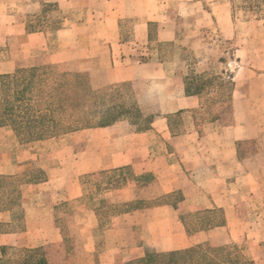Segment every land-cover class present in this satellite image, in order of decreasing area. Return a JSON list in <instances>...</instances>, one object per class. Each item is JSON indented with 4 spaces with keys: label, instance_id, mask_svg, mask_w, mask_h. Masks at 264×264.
<instances>
[{
    "label": "crops",
    "instance_id": "obj_1",
    "mask_svg": "<svg viewBox=\"0 0 264 264\" xmlns=\"http://www.w3.org/2000/svg\"><path fill=\"white\" fill-rule=\"evenodd\" d=\"M100 3L101 7L110 4L108 0ZM126 16L115 17L113 25L76 22L49 33L29 31L26 23L19 26L18 41L27 60L71 65L76 72L103 70L107 83L150 79L158 101L151 106L156 114L143 130L119 121L22 143L9 127H0V264L24 261L27 251L35 249L43 253L46 264H140L150 254L181 252L216 238L224 240L222 232L233 221L231 216L236 220L238 208L249 205V196L264 192L262 152H240L247 142L257 147L264 141V86L255 67L247 71L246 83L257 80L261 89L254 91L252 86L251 97L241 101L236 82L231 123L213 121L211 124L219 125L217 131L204 134L196 118L202 106L201 93H185L184 80L179 81L173 71L162 70L176 59L151 56V20L139 26L133 21L131 28H126ZM84 27L85 36L75 37ZM13 29L11 24L7 27L3 46L12 40ZM45 35L75 38L66 48L49 44L48 52L43 53ZM80 46L84 50H78ZM147 55L150 58L143 57ZM257 59L264 63V57ZM20 67L6 59L0 62V77ZM241 103L244 117L236 112ZM67 137L69 174L61 182L46 162V156L60 152H47L46 147ZM34 172L40 177L30 181L28 175ZM109 174H117V185L105 179ZM17 178L21 183L3 185L4 180ZM173 196L178 197L176 201L170 199ZM110 207L119 211L108 218L111 227L102 228ZM214 212L221 213L219 224H214L213 217L195 219L197 214ZM63 221L69 224L63 226ZM114 232H121L124 242L110 247L108 237Z\"/></svg>",
    "mask_w": 264,
    "mask_h": 264
},
{
    "label": "rangeland",
    "instance_id": "obj_2",
    "mask_svg": "<svg viewBox=\"0 0 264 264\" xmlns=\"http://www.w3.org/2000/svg\"><path fill=\"white\" fill-rule=\"evenodd\" d=\"M108 1L109 5L101 7L100 0H0V62L10 59L24 68L34 65L32 58L27 60V56L21 53L18 34L21 32L19 26L23 23H26L33 31L49 33L55 28H69L76 22L113 25L115 17L127 15L124 21L126 28H131L133 21L139 26L151 20L153 23L149 28L151 56L156 59H176L175 64L168 65L162 70L173 71L179 81L183 79L184 83L188 84L190 91L195 89L201 93L202 106L197 111L196 118L197 125L204 134L209 135L217 131L219 125L231 123L235 113L231 84L233 88L235 83H238V97L241 101L250 96L252 86L254 91L261 89L262 81L264 86V63L257 59L264 57V0ZM56 2L60 4V8L57 7ZM43 5L45 7H42ZM129 15L134 17L130 18ZM10 24L14 26L13 37H10L12 40L10 39L9 45L6 43V46H3L4 41L7 40L6 34L9 32L7 27ZM73 36L70 38L65 35H45V39L41 41L42 44L44 42L47 44L42 46L43 53L48 52L49 44L52 43H57L63 48L70 46L73 38L85 36V27L79 31V34L77 31V35ZM82 47L84 46L77 49L84 50ZM141 47L145 48L143 45ZM253 57L254 63L251 62ZM54 69L57 72L76 73L71 65L59 64L55 65ZM157 69L160 70L159 67ZM252 69L257 75H261L258 84L257 80L253 84L246 83L249 77L247 71ZM106 75L105 71L96 70L89 73L87 77L93 90L114 87L109 93V96L113 95V97H103L104 101L92 106V110L101 106H111V103L121 104L124 106L121 116L125 119L120 121H127L136 129L143 130L156 114V110L151 109V106L158 101L153 80L107 83ZM249 86L250 88H247ZM173 90H175L174 87ZM6 98L11 100L8 93L0 91V102ZM257 100L254 97V103H257ZM243 104L236 106V108L239 106L236 112L238 111L242 117L245 115ZM213 121L219 125L211 124L215 123ZM255 144L247 142L240 147V152L243 155L255 152L256 149L261 151L260 162H262L264 173V141L257 147ZM68 147L69 137L61 141L56 140L46 147L47 152H60L58 155L46 156V162L54 169L55 177L60 178L61 182L68 179L70 160L68 151H65ZM125 175L127 176V172ZM116 176L117 174H109L105 179L108 183L117 185L119 182ZM260 179H264V175ZM93 180L91 179V182ZM242 197L241 202L245 200V195ZM249 197L248 200L246 199L249 205L238 208V218L234 220L233 215L231 216L233 221L222 232L225 234V239L216 238L205 244L199 253L200 257L197 256L199 260L204 254H208L215 260H212L215 264H264V206L261 205L264 192H259L257 195L251 194ZM177 198L173 196L170 199L176 201ZM118 211L117 208H107L106 217H104L106 223H101V227L110 228L112 225L110 219ZM195 217V219L202 217L206 221L213 217L214 224H219L222 220L219 212L197 214ZM187 223L190 228H193L190 222ZM68 224L65 221L61 223L63 226ZM121 236L123 237L121 232L119 235L117 232L111 233L108 237L110 247L121 240L124 242ZM221 248L222 251L211 253L212 249ZM201 253L203 255H200ZM149 256L155 264H167L172 259L161 254ZM185 259L186 257L181 255L174 258L177 262H183ZM198 259L195 264L202 263L198 262ZM204 262L208 261L204 260Z\"/></svg>",
    "mask_w": 264,
    "mask_h": 264
},
{
    "label": "trees",
    "instance_id": "obj_3",
    "mask_svg": "<svg viewBox=\"0 0 264 264\" xmlns=\"http://www.w3.org/2000/svg\"><path fill=\"white\" fill-rule=\"evenodd\" d=\"M28 30L33 31L31 27H28ZM54 68L55 65L52 64L34 63L32 66L18 68L13 73L0 77V91L8 93L11 99L6 98L0 102V127H9L18 141L31 143L57 138L79 130L107 127L125 119L121 116V111L124 109L121 104L111 103V106H101L92 110V106L103 102V97L109 96L114 87L93 90L87 78L89 73L68 74L57 72ZM185 93L200 94L195 89L190 91L188 84L185 86ZM28 177L30 181H34L40 176L39 173L34 172ZM3 183L9 187L21 183V179L4 180ZM203 248L204 245H201L189 250L161 255L172 257L167 264H195ZM218 250L222 251V248L212 249L211 253L219 252ZM178 255L186 259L177 262L174 258ZM26 256L24 261H17L15 264H46L43 253L38 249L27 251ZM202 257L198 259V262H202L200 264H215L213 262L215 260L208 254ZM140 264L155 263L149 256Z\"/></svg>",
    "mask_w": 264,
    "mask_h": 264
}]
</instances>
